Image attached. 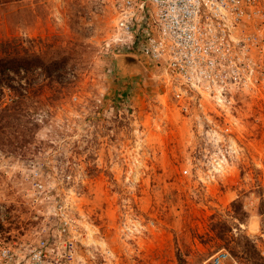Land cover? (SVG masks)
<instances>
[{"label": "rangeland", "instance_id": "1", "mask_svg": "<svg viewBox=\"0 0 264 264\" xmlns=\"http://www.w3.org/2000/svg\"><path fill=\"white\" fill-rule=\"evenodd\" d=\"M118 1L0 0L9 228L38 224L23 197L37 167L78 230L73 264H202L222 248L264 262V64L219 99L150 62L124 84L106 49Z\"/></svg>", "mask_w": 264, "mask_h": 264}, {"label": "built area", "instance_id": "2", "mask_svg": "<svg viewBox=\"0 0 264 264\" xmlns=\"http://www.w3.org/2000/svg\"><path fill=\"white\" fill-rule=\"evenodd\" d=\"M106 47L155 64L181 86L226 97L253 88L264 64V0H119ZM24 173L23 197L38 224L15 233L9 206L0 203V264H73L78 230L63 201L39 168ZM202 264L244 263L222 248Z\"/></svg>", "mask_w": 264, "mask_h": 264}, {"label": "water", "instance_id": "3", "mask_svg": "<svg viewBox=\"0 0 264 264\" xmlns=\"http://www.w3.org/2000/svg\"><path fill=\"white\" fill-rule=\"evenodd\" d=\"M113 71L124 84H131L138 75H147L143 61L131 53L119 52L114 55ZM151 78H147L149 81Z\"/></svg>", "mask_w": 264, "mask_h": 264}, {"label": "trees", "instance_id": "4", "mask_svg": "<svg viewBox=\"0 0 264 264\" xmlns=\"http://www.w3.org/2000/svg\"><path fill=\"white\" fill-rule=\"evenodd\" d=\"M39 60H37V61H35V62H31V61H27L26 63H28L29 65H34V67H37L38 65H40L41 63L40 62H38ZM25 63V64H26ZM1 68V67H0ZM1 70V69H0ZM264 262H261V263H259V264H263Z\"/></svg>", "mask_w": 264, "mask_h": 264}]
</instances>
